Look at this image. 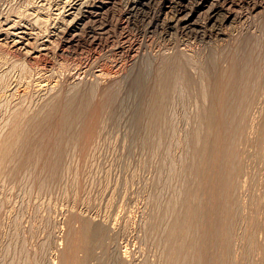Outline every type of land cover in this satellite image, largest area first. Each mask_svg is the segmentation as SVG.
Returning a JSON list of instances; mask_svg holds the SVG:
<instances>
[{"label":"rangeland","instance_id":"1","mask_svg":"<svg viewBox=\"0 0 264 264\" xmlns=\"http://www.w3.org/2000/svg\"><path fill=\"white\" fill-rule=\"evenodd\" d=\"M134 1L115 0L105 9L94 7L91 10L97 14L86 17L88 4L94 0H0V82L5 78L10 85L6 97L0 94V138L5 133L1 127L13 119L12 109L25 107L22 109L34 113L56 92L62 100L67 93H74L76 109L86 99L91 101V111L88 108L82 121L81 139L65 147L55 180L41 182L32 171L15 180L0 179V264H9L10 260L21 263L26 258L39 264H59L68 230L77 229V219L112 225L114 239L107 244L110 253H114L115 264H120L126 243L132 264H166L160 235L173 220L172 206L179 203L185 181L190 178L182 167L190 162L187 138L193 139L200 131L196 113L199 100L191 95L185 103L176 101L174 111L165 118L163 125L167 127H162L168 141L148 148L144 145V123L138 125L137 118L119 106L124 108L131 103L125 97L127 86L118 81L131 74L145 55L167 58L177 52L196 62L211 54L219 57L222 54L218 53L225 50L224 62H219L223 71L231 63V55L239 61L248 57L253 66L256 55L264 52L263 43L250 48L255 35L261 34L264 40V0H234L232 22L226 20L213 28L207 24L206 37L201 41L179 29H173L165 38L158 37L160 24L168 16L163 1L151 0L146 6H135ZM68 29L77 41L65 45L63 59H58L54 43ZM236 44L242 52L238 51L240 47L235 49ZM40 56L51 60L58 72L33 77V81L41 83L31 81L32 78L25 81V75L20 74L24 73L23 65L30 61L28 64H34ZM62 65L68 66L69 76L61 75L58 66ZM250 69L248 73L253 70ZM193 71L190 69L196 76ZM250 80L257 81L253 77ZM27 83L30 89L22 87H27ZM115 84L114 93L110 94L109 88ZM260 94L242 116L244 130L235 156L241 175L235 193L242 213L257 218L263 229L257 239V252L261 251L258 257L264 264V90ZM112 95L116 104L108 101ZM45 139L42 156L51 151L52 140ZM124 224L128 232L120 236Z\"/></svg>","mask_w":264,"mask_h":264},{"label":"bare ground","instance_id":"2","mask_svg":"<svg viewBox=\"0 0 264 264\" xmlns=\"http://www.w3.org/2000/svg\"><path fill=\"white\" fill-rule=\"evenodd\" d=\"M150 1L136 0L134 2L135 6H141L149 4ZM162 1V7L164 11L166 10L164 13L168 12V16L166 15L167 19L165 18L166 20L160 24L158 37L165 38L173 29H179L184 35H191L198 41L206 37L207 24H211L213 28L226 20H230L231 23L232 8L235 5L234 0ZM114 2L115 0H94L93 3L88 4L86 17L97 14L93 12L94 7L105 9L112 6ZM201 21L206 24H201ZM252 39H254L253 44L251 42L250 48L252 49L258 48L261 43L264 44L261 34L255 35ZM76 41L77 38L70 29L60 33L53 47L57 51L56 57L63 59L62 48ZM238 47L241 48L238 44L235 49L237 50ZM242 50V48L238 49L239 53ZM261 53L263 54L252 58L253 66H250L252 61L248 57L243 58L244 60L240 57L239 61L231 55V63L228 64L226 71L222 70L219 63L224 62L225 50L218 53L222 54L221 57L211 54L207 59L197 58L196 62L185 54L177 52L167 58L161 56L152 58L145 55L140 64L133 67L131 74L129 73L124 80H117L119 84L127 86L125 97L131 103L130 105L127 103L128 106L124 108L122 104L119 106L123 111L136 117L138 125L144 123L143 129L146 131L144 145L146 144L148 148L158 145L162 140H167L162 127H165V118L174 111L176 101L185 103L191 95L195 96L194 99L197 101L199 100L196 113L200 120V131L197 135L195 133V137L192 134L193 139L190 140L191 136L187 138L191 150L190 162L182 167L190 178L185 181V190L181 199L179 198V203L177 205L171 203L174 206L170 214L178 212L179 216L172 215L173 220H170L171 222L166 225L160 235L166 264H262L259 259L261 251L259 254L257 252L260 248L257 239L263 229L257 222V218L242 213L235 193L238 188L237 178L241 175L235 156L238 150L236 147L238 148L242 140V130H244L242 116L253 107L255 96L264 90V72H260L264 71V52ZM39 58L32 65L28 64L32 61L28 63L25 61L23 70L21 69L24 73H20L23 77L25 75V81L31 78L33 81L34 76L54 75L58 72L51 60ZM248 65L253 69L250 73H248L251 70ZM67 67L58 66L64 77L70 75ZM190 69L194 70L196 76L190 73ZM251 76L255 81L257 80L255 83L250 82L252 81ZM3 79L0 82L1 97L5 96L10 86L6 84L5 78ZM116 84L109 88L110 94L114 93ZM22 87L30 89L28 83L27 87ZM103 94H106V90ZM64 97L62 100L59 92L54 93L43 102L41 107L39 106V110H34V113L23 110L22 108L25 107L16 111L12 109L10 118L13 119L1 127L5 129V133L0 138V179L15 180L26 174L28 176L32 172L36 173L35 176L41 182L53 181L58 177L66 151L65 147L75 145L76 141L81 139L82 121L91 103L89 99H86L85 103L76 109L75 94L67 93ZM115 100L113 97L108 101L115 103ZM45 138L52 140L51 151L49 155L42 156L41 148ZM76 222L77 229L70 227L68 230L66 249L60 254L59 264H115L114 253H110L111 247L108 249L107 244L109 240L114 239L113 228H110L112 225L109 227L83 219H77ZM126 227V224L121 226L120 236L127 234ZM118 235H116L117 238ZM116 244H118L117 241ZM127 244L123 247L122 259L119 258L120 264H132L129 258L131 251L127 250ZM29 260L26 258L21 263L10 260L9 264H39L37 261L30 262Z\"/></svg>","mask_w":264,"mask_h":264}]
</instances>
